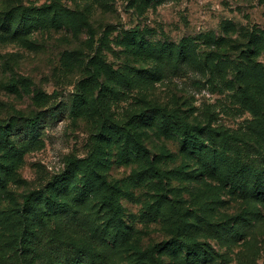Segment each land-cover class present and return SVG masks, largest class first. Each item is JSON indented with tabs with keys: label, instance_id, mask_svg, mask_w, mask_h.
Listing matches in <instances>:
<instances>
[{
	"label": "rangeland",
	"instance_id": "obj_1",
	"mask_svg": "<svg viewBox=\"0 0 264 264\" xmlns=\"http://www.w3.org/2000/svg\"><path fill=\"white\" fill-rule=\"evenodd\" d=\"M16 6L47 9L48 17L28 36H0V122L41 116L15 137L22 146L19 138L30 141L11 177L16 201L64 172L71 159L94 155L125 190L122 202L137 229L134 247L169 238V224L150 220L146 211L175 204L219 222L241 215L244 237L207 240L221 254L219 264H264V201L243 199L217 178L192 177L188 171L197 163L180 139L137 124L135 116L153 105L167 107L190 121L247 133L264 149L263 131L232 81V58L249 34L264 37V0H0V11ZM184 40L196 55L179 64L176 46ZM126 125L137 130L152 160L157 155L167 177L152 171L146 181L130 179L147 161L122 155Z\"/></svg>",
	"mask_w": 264,
	"mask_h": 264
},
{
	"label": "trees",
	"instance_id": "obj_2",
	"mask_svg": "<svg viewBox=\"0 0 264 264\" xmlns=\"http://www.w3.org/2000/svg\"><path fill=\"white\" fill-rule=\"evenodd\" d=\"M46 11L27 6L1 10L0 36H28L33 29L46 25ZM249 35V42L232 58L236 63L232 81L238 100L255 115L254 122L263 131L259 135L264 140V55L260 60L264 37L254 31ZM189 43L184 40L176 46L179 64L188 63L196 55ZM151 50L163 56L162 49ZM210 57L204 62L211 76ZM92 76L100 80L95 69ZM49 113H55V109ZM135 116L141 122L137 124L156 127L163 135L180 139L181 150L193 154L197 163L193 170H187L192 171V177L217 178L243 199L264 201V149L247 133L190 121L176 110L157 105ZM39 117L22 115L0 122V264H219L221 254L207 238L223 241L246 235L239 226L245 219L241 215L219 222L196 209L179 210L178 205L172 204L165 211L160 205L157 209L151 206L146 212L150 220L169 224V238L147 248L134 247L132 240L137 229L126 215L122 202L125 190L109 178L103 162L96 161L94 155L71 159L64 172L30 190L17 202L9 186L30 141L19 138L26 144L22 146L15 137L23 136L24 125L35 128ZM128 125L123 129L126 139L122 155L127 160L135 157L147 161V166L134 172L130 179L146 181L152 171L161 180L167 177L157 155L151 159L137 130ZM132 139L137 146L131 144Z\"/></svg>",
	"mask_w": 264,
	"mask_h": 264
}]
</instances>
